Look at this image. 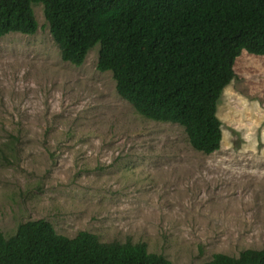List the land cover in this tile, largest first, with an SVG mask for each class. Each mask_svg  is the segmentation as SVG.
I'll use <instances>...</instances> for the list:
<instances>
[{
    "label": "rangeland",
    "instance_id": "374dc122",
    "mask_svg": "<svg viewBox=\"0 0 264 264\" xmlns=\"http://www.w3.org/2000/svg\"><path fill=\"white\" fill-rule=\"evenodd\" d=\"M0 36V230L46 219L58 233L144 241L175 264L264 248V56L243 51L222 92L221 147L145 117L97 67L64 61L44 14Z\"/></svg>",
    "mask_w": 264,
    "mask_h": 264
},
{
    "label": "trees",
    "instance_id": "16d2710c",
    "mask_svg": "<svg viewBox=\"0 0 264 264\" xmlns=\"http://www.w3.org/2000/svg\"><path fill=\"white\" fill-rule=\"evenodd\" d=\"M43 4L64 61L82 65L100 44L97 67L147 118L182 125L191 145L221 147L218 103L246 51L264 56V0H0V36L35 34ZM0 264H175L146 242H102L89 231L58 233L46 219L0 230ZM204 264H264L263 249L218 252Z\"/></svg>",
    "mask_w": 264,
    "mask_h": 264
}]
</instances>
